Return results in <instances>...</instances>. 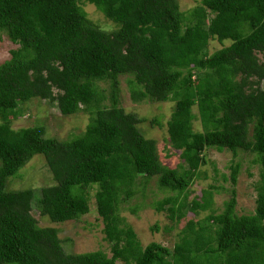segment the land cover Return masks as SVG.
I'll use <instances>...</instances> for the list:
<instances>
[{
	"label": "trees",
	"instance_id": "16d2710c",
	"mask_svg": "<svg viewBox=\"0 0 264 264\" xmlns=\"http://www.w3.org/2000/svg\"><path fill=\"white\" fill-rule=\"evenodd\" d=\"M87 4L114 29L90 19ZM0 31L18 45L0 64V264H264V0H201L187 13L179 0H0ZM212 40L223 47L211 52ZM122 77L135 102H174L167 126L183 159L177 167L164 164L156 140L141 131L148 118L122 106ZM34 99L91 120L66 140L48 136L44 125L14 128ZM211 149L252 155L260 165L254 213L237 211L240 160L230 165L232 188L217 177L189 198L210 177L204 167L218 173ZM36 156L52 184L9 190ZM153 178L172 192L150 203L157 212L177 223L207 213L188 220L173 250L144 246L121 212L147 197ZM92 189L112 256L68 252L58 229L32 213L35 204L43 220H79ZM224 191L230 198L217 213L215 194Z\"/></svg>",
	"mask_w": 264,
	"mask_h": 264
},
{
	"label": "rangeland",
	"instance_id": "374dc122",
	"mask_svg": "<svg viewBox=\"0 0 264 264\" xmlns=\"http://www.w3.org/2000/svg\"><path fill=\"white\" fill-rule=\"evenodd\" d=\"M200 2L201 0H179L180 9L187 13ZM85 10L88 17L103 28L107 30L114 29L115 24L108 20L95 5L87 4ZM17 46L12 43L4 32L0 31V64L10 59L11 51L17 48ZM222 47L223 44L218 40H212L210 51L214 52ZM259 58L264 61V55L260 54ZM125 79L126 77H122V106L128 112L135 113L141 118H148L147 122L141 124V131L146 136L156 140L161 161L170 167H177L180 163H183V159L181 158V152L171 145L167 126L175 106L174 102H135L132 100L130 89L126 85ZM262 86L264 87V81ZM22 108L24 110L23 115L13 121L12 125L14 128L31 127L38 124L44 125L48 136L59 140L68 139L72 133H81L86 129L91 120V115L84 111L72 115H64L57 106V103L47 100L34 99L24 104ZM153 118H160V124L152 125L151 121ZM208 154L210 161L214 162L218 173L216 174L213 171V165L204 167L208 169L210 177L202 180L200 184L196 183L190 189L189 198L192 199L196 195L201 196V189L213 184L214 179L217 177L219 179L218 185L221 184L226 188H232L230 165L232 162L240 160L242 162V169L235 186L238 194L237 211L240 214L254 213L255 200L257 198L255 185L260 178V165L252 163L254 157L244 153H240V157H234L230 151L220 152L215 149L209 150ZM20 172L21 175L18 178L9 180L7 185L9 190H21L30 187L39 192L40 188L53 182L47 165L39 156L31 159L26 166L20 169ZM221 174H226L227 180H223ZM95 192L96 189L90 190L88 194L90 211L79 220H70L63 223H53L43 220L35 204L33 205L32 213L38 219L41 226H51L58 229L59 237L64 240L65 249L68 252L86 253L103 250L109 256H112L111 244L105 239V223L97 210ZM170 194L172 192L168 193L160 190L157 186L156 178H153L145 199L139 195L122 205V215L136 230L144 246L152 242H159L173 250L176 242L180 241L178 233L186 226L188 220L191 218L203 219L207 214L202 213L196 217L193 212H189L183 220L177 223V219H171L165 211L157 212L150 205V203L159 201ZM229 198L230 193L227 191L215 194L214 209L217 213L224 209L225 201ZM139 202H142L145 206L137 214H133L129 206L136 205ZM155 227H158V229ZM120 263L123 264L122 262Z\"/></svg>",
	"mask_w": 264,
	"mask_h": 264
}]
</instances>
